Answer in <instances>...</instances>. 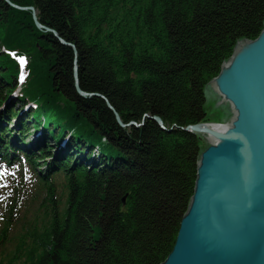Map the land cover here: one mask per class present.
Here are the masks:
<instances>
[{
  "label": "trees",
  "instance_id": "16d2710c",
  "mask_svg": "<svg viewBox=\"0 0 264 264\" xmlns=\"http://www.w3.org/2000/svg\"><path fill=\"white\" fill-rule=\"evenodd\" d=\"M11 1L76 53L0 0V167L19 177L0 205V264H160L200 147L148 113L196 123L207 82L262 29L264 0Z\"/></svg>",
  "mask_w": 264,
  "mask_h": 264
},
{
  "label": "water",
  "instance_id": "95a60500",
  "mask_svg": "<svg viewBox=\"0 0 264 264\" xmlns=\"http://www.w3.org/2000/svg\"><path fill=\"white\" fill-rule=\"evenodd\" d=\"M5 1L31 9L39 29L76 53L73 44L37 20L33 7ZM73 78L80 96L93 95L79 86L75 58ZM206 86L201 93L203 116L194 124L169 125L148 113L162 128L192 133L200 147L193 193L174 244L160 264H264V22L255 38L236 41ZM105 103L121 127L137 125L122 122Z\"/></svg>",
  "mask_w": 264,
  "mask_h": 264
},
{
  "label": "rangeland",
  "instance_id": "374dc122",
  "mask_svg": "<svg viewBox=\"0 0 264 264\" xmlns=\"http://www.w3.org/2000/svg\"><path fill=\"white\" fill-rule=\"evenodd\" d=\"M74 79V78H73ZM207 87V86H205ZM16 95V91L14 93V96ZM11 129L12 132H14L16 130V128L14 127L13 122L11 123ZM15 129V130H14ZM25 130V127L24 129ZM31 130V129H30ZM20 130L16 131L19 132ZM23 134V133H22ZM28 137L30 136V133L27 134ZM33 135V133L31 134V136ZM12 136V135H11ZM30 136V137H31ZM32 138V137H31ZM30 138V139H31ZM29 139V138H28ZM54 147L51 148L50 152H53ZM49 152V153H50ZM19 181V177L18 174L14 171V169L6 167V166H2L0 167V205L3 201H6L8 198L7 196L12 193V195L15 196L16 192H11V190L15 187V185L17 184V182ZM21 195V194H20ZM19 197V196H16Z\"/></svg>",
  "mask_w": 264,
  "mask_h": 264
},
{
  "label": "snow or ice",
  "instance_id": "6c2138e0",
  "mask_svg": "<svg viewBox=\"0 0 264 264\" xmlns=\"http://www.w3.org/2000/svg\"><path fill=\"white\" fill-rule=\"evenodd\" d=\"M21 63H24L23 59L21 58Z\"/></svg>",
  "mask_w": 264,
  "mask_h": 264
}]
</instances>
